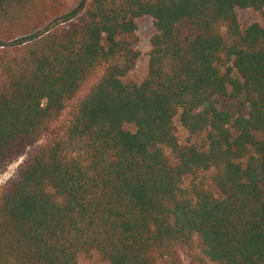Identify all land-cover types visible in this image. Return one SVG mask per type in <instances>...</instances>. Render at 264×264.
Instances as JSON below:
<instances>
[{"label":"trees","instance_id":"obj_1","mask_svg":"<svg viewBox=\"0 0 264 264\" xmlns=\"http://www.w3.org/2000/svg\"><path fill=\"white\" fill-rule=\"evenodd\" d=\"M80 1L0 0V264H264V0Z\"/></svg>","mask_w":264,"mask_h":264},{"label":"rangeland","instance_id":"obj_2","mask_svg":"<svg viewBox=\"0 0 264 264\" xmlns=\"http://www.w3.org/2000/svg\"><path fill=\"white\" fill-rule=\"evenodd\" d=\"M84 0L80 2H73L70 7V12L76 13L84 9L82 7V3ZM238 18L239 22L242 26H247L253 23H259L264 27V11H255V10H242L239 9L238 11ZM66 18L61 17L58 22H64ZM138 30L136 33V48L141 53V57L137 63L135 70L131 73L130 79L135 81H142L147 76L148 66H149V56L152 50L151 40L155 35V27L153 19L150 17H144L137 20ZM46 31L45 29L40 30L39 33H43ZM216 105L220 109H228L232 113L236 115H247L249 111V107L244 98L240 99H229V98H217L215 100ZM127 128L131 130H135L132 126H128ZM60 130V129H58ZM179 138L181 142H184L185 138L187 137V132L181 126H179ZM47 138L42 141L39 145L35 148L30 149L27 154L19 159L11 163L6 171L0 175V191L14 178L17 176L20 168L24 164L25 160L31 155L36 148L40 147ZM184 262L185 264H192L191 256L188 254L184 255ZM80 264H91L84 259L80 260Z\"/></svg>","mask_w":264,"mask_h":264}]
</instances>
